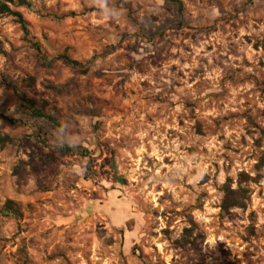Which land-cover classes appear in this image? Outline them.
Segmentation results:
<instances>
[{"label":"rangeland","instance_id":"rangeland-1","mask_svg":"<svg viewBox=\"0 0 264 264\" xmlns=\"http://www.w3.org/2000/svg\"><path fill=\"white\" fill-rule=\"evenodd\" d=\"M27 2L28 34L0 14V264H264V0Z\"/></svg>","mask_w":264,"mask_h":264},{"label":"trees","instance_id":"trees-1","mask_svg":"<svg viewBox=\"0 0 264 264\" xmlns=\"http://www.w3.org/2000/svg\"><path fill=\"white\" fill-rule=\"evenodd\" d=\"M13 4H17V5H24V4H28L27 0H18L17 3H15V0H0V14H9L12 15L16 18V20L19 22V24L21 25L23 31L25 34H28V26H27V22L23 16V14L12 8L11 5ZM35 46L37 48V50H41L40 45L38 43H35ZM57 59H63L71 64H79L78 61L71 59L69 56L65 55V54H61L56 56L55 58H53L50 62L52 63L53 61L57 60ZM24 100H26V98H24ZM25 102H27V104L29 105V107L34 110L35 113H37L38 116L41 117H46L48 119H50L55 125H57L59 128H61L62 130H64V125L62 123H60L59 121H57L56 117L53 115H49L44 113L42 110L36 108L34 102L30 101V100H26ZM63 149L66 152H71L72 148L69 145L64 144L63 145ZM240 176H245V173H241ZM247 176V175H246ZM248 178V177H247ZM245 180H242L241 182H243ZM224 198L222 201V205L221 208L224 211L229 210L232 207H245L246 206V202L248 200V190L247 188H244L241 186V183L237 186V188H233L231 185L226 184L224 186ZM12 201H9L7 203V205L5 206V208L8 211H12L15 210L10 204Z\"/></svg>","mask_w":264,"mask_h":264}]
</instances>
